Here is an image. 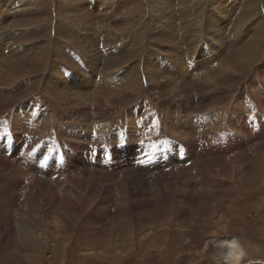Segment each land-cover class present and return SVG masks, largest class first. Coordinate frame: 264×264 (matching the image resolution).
<instances>
[{
    "label": "rangeland",
    "instance_id": "374dc122",
    "mask_svg": "<svg viewBox=\"0 0 264 264\" xmlns=\"http://www.w3.org/2000/svg\"><path fill=\"white\" fill-rule=\"evenodd\" d=\"M64 1L0 0V264H214L232 241L264 264V0ZM174 56L181 99L144 71Z\"/></svg>",
    "mask_w": 264,
    "mask_h": 264
},
{
    "label": "bare ground",
    "instance_id": "6f19581e",
    "mask_svg": "<svg viewBox=\"0 0 264 264\" xmlns=\"http://www.w3.org/2000/svg\"><path fill=\"white\" fill-rule=\"evenodd\" d=\"M86 2V0H73V1H71V0H65L63 3H64V6L63 7H65V9H66V7L67 6H70L71 5V3L73 2V3H81V2ZM92 1H95V4H100L99 3V1H104V0H92ZM157 2V4H159V2L158 1H156ZM17 3H14V7H15V5H16ZM81 5V4H80ZM160 5V4H159ZM263 7H262V9H263V11H262V13L264 14V5H262ZM55 7H57L56 5H55ZM82 7V6H81ZM156 7H157V5H156ZM252 7H254L253 5H252ZM9 9H12L11 7L9 8ZM60 9V8H59ZM64 9V8H63ZM157 9V8H156ZM63 11V10H62ZM62 11H60V12H62ZM247 11H250L249 9L247 10ZM0 12H2V11H0ZM59 12V11H58ZM258 13L257 12H254L253 13V15H257ZM56 20H57V16H56ZM55 21V20H54ZM247 21H249L248 19H246V22ZM262 21V20H261ZM69 24V23H68ZM239 24H240V22H239ZM238 24V25H239ZM243 25V24H242ZM261 25H263L264 26V23L262 22L261 23ZM239 30H241V29H239ZM69 31V30H68ZM261 32V31H260ZM65 34V33H64ZM150 34V33H149ZM255 35V34H254ZM251 37V36H250ZM263 39L260 37V36H258V38L256 37V38H253L252 39V42H251V44L250 45H252V46H254V49H252V50H254L252 53L250 52V56H249V58L248 57H243V59H241V61L243 62V63H247L249 60H252V59H255L256 57H258L259 56V53H258V50L261 48V41H262ZM141 42V41H140ZM138 43H139V41H138ZM250 43V42H249ZM58 44V43H57ZM88 45V44H87ZM142 45H143V42H142ZM252 46H251V48H252ZM81 47V46H80ZM85 47V46H84ZM251 48L248 50V47L247 48H243V49H239L238 50V52L240 53V52H242V53H245L247 50H248V52L251 50ZM139 49V47H137V50ZM85 51V50H84ZM236 51V50H235ZM58 52V51H57ZM56 53V52H55ZM87 53V52H86ZM89 54H90V52H89ZM56 55V54H55ZM59 56H60V54H59ZM84 56V55H83ZM91 56H94V55H90V57ZM183 56V55H182ZM61 57V56H60ZM84 57H86V56H84ZM88 57V56H87ZM89 57V58H90ZM262 57H263V55H262ZM83 58V57H82ZM98 58V57H97ZM148 58H150V56L148 57ZM41 59V58H40ZM93 60H94V58H92ZM92 59H90V60H92ZM174 59H176L177 61H179V62H177L176 63V65H170V66H168L167 68H165L163 71H161V68L159 67L160 66V63H158L157 65H155L156 66V69H159V70H155V69H153V68H151V67H146L145 69H144V71H145V73H147L148 72V80H150L151 81V83L152 82H154V80L157 78V77H159L160 79H161V84H160V86L161 87H163V88H165V89H167L168 91L170 90V95H171V97H178L179 99H181V98H183V97H185V95H183V94H185L187 91H190V89H189V87H185L184 85H181L179 82H181V80H178L179 79V76H181V77H186V74H187V72H186V69H185V67H184V62H183V59L182 58H179L178 56L176 57V56H174ZM239 59H240V55H238V56H236V54L234 55V57L232 58V60L233 61H229V63H230V65L231 66H234V65H236L237 64V62L239 61ZM43 60V59H42ZM208 58H207V62H208ZM256 60L257 59H255L254 61L256 62ZM48 61V60H47ZM63 61V60H62ZM15 62V61H14ZM37 62H39V61H37ZM88 62V61H87ZM43 63V62H42ZM45 63H46V61H45ZM45 63H43V64H39V65H37V67L36 68H38V67H40V68H45L46 67V69L48 68V65L47 64H45ZM150 63V62H149ZM12 64H13V62H12ZM12 64L11 65H9V64H7V63H5V68H8V70H10V69H12L13 71H15L16 70V68L17 67H20L19 65H17V67H12ZM91 64V63H90ZM148 65V64H147ZM146 65V66H147ZM88 66H90V65H88ZM245 67L247 66L246 64L244 65ZM90 68H91V66H90ZM93 68H96V66H94V64H93V67L91 68V69H93ZM155 68V67H154ZM175 68V69H174ZM41 70V69H40ZM53 70V71H52ZM51 71V73H52V78H51V80L52 81H54L53 83L55 84V83H61V82H65V81H67L66 79L68 78V77H70L68 74H63L62 72H60L57 68H55V69H52ZM43 71V70H42ZM49 71V70H48ZM89 71V70H88ZM88 71H79V72H81L80 74H79V79L78 80H76V78H74V80H76V81H78V86L77 87H80V86H82V84H84V79H83V76L84 75H86V73L88 72ZM50 72V71H49ZM174 72H178V73H174ZM186 74H185V73ZM10 73V72H9ZM24 74L25 75H27V74H29L28 72H24ZM8 75H10V76H12L13 78L15 77L16 79L18 78V75H14L12 72H11V74H8ZM24 75V76H25ZM261 75V74H260ZM88 76V75H87ZM86 76V77H87ZM189 76H191V75H188V77ZM75 77V76H74ZM85 77V76H84ZM89 79V78H88ZM80 80H82V81H80ZM57 81V82H56ZM37 84V83H36ZM35 86V85H34ZM54 87V86H53ZM36 88V87H35ZM39 88V87H38ZM172 88V89H171ZM54 89H57L58 91L57 92H53V93H55V94H51L50 95V97L52 96V95H54L56 98H59L60 96H62V93L64 92V91H66L67 89H68V87H65V84H63V87L62 88H60V89H58V88H55L54 87ZM53 90V89H52ZM55 91V90H54ZM63 91V92H62ZM62 92V93H61ZM210 92H215V89H214V87L212 88V89H210ZM51 93V92H50ZM101 93V96H103V91H101L100 92ZM63 97V96H62ZM104 98V97H103ZM125 96H121L120 97V99H119V101H125ZM236 100V99H235ZM68 102H70L71 100H67ZM236 102V101H235ZM55 103L58 105V101H57V99H55ZM124 103V102H123ZM237 103V102H236ZM238 105V104H237ZM240 105V104H239ZM235 107V106H234ZM233 107V108H234ZM26 108V107H25ZM232 109V108H231ZM85 110H87V107H85L84 109H83V111H85ZM240 110V109H239ZM16 113V112H15ZM20 113H17V115H19ZM22 114V113H21ZM28 114V113H27ZM27 114H24V115H26L27 117H28V119H30V115L28 116ZM33 115V114H32ZM216 115V113H214V116ZM34 116V115H33ZM32 116V118H34ZM15 118V117H14ZM17 119V118H16ZM181 119V118H180ZM216 120H214L213 122H214V124L215 125H217V123L216 122H218L217 120V118H215ZM30 121V120H29ZM29 121H27V122H29ZM209 121V120H208ZM20 122V121H19ZM130 123H129V128H131L133 131L132 132H134L135 130V128H136V131L137 132H139V131H141L142 129H143V127L145 128V125L144 124H142V123H139L136 119H134V120H131V121H129ZM17 123H18V120H17ZM24 123V122H23ZM209 123H211L212 124V122L210 121ZM173 126H175V123H173ZM73 130H75L76 128H74V127H71ZM99 129V128H98ZM72 130V131H73ZM105 131V128L104 127H101L100 128V130H99V133H98V135H101V133L102 132H104ZM75 135H77L78 137L80 136V138H84V139H86V140H88L89 141V139H88V136L85 134V132L84 131H82L80 128H78V129H76V131H75V133H74ZM96 133L95 132H93L92 134H90V135H92V136H94ZM133 134H135V133H133ZM180 134H182V132H180ZM76 137V136H75ZM26 151V150H25ZM28 151V150H27ZM28 153V152H27ZM25 156V155H24ZM90 156V155H89ZM20 157V156H19ZM28 157V156H27ZM94 157V156H93ZM163 158V157H162ZM162 158H160L161 160H160V162L161 161H164L165 160V158L164 159H162ZM25 159V158H24ZM15 160V159H14ZM29 160V159H28ZM92 160H94V159H92ZM167 160V159H166ZM88 161H89V159H88ZM168 161V160H167ZM86 162V161H85ZM96 162V161H95ZM94 162V163H95ZM142 162V161H141ZM84 163V162H83ZM91 163V162H90ZM10 164V163H9ZM30 164L31 165H34L35 164V162H33V161H31L30 160ZM86 164V163H85ZM104 164V163H103ZM141 164V163H140ZM101 165V164H100ZM164 165V164H163ZM162 165V166H163ZM15 168V166H14V163L12 164V166L11 165H8V168L7 167H5V168H3V171H5L6 169H12V171L13 170H17V171H21V170H19L18 168L16 169H14ZM28 168V167H27ZM159 168V167H158ZM0 169H1V165H0ZM31 170V169H30ZM30 170H28V172L30 171ZM24 171H25V169H24ZM27 172V171H26ZM26 172H20V173H26ZM177 173H180V172H175V173H173V174H177ZM137 179V181H139V182H141L142 184H143V182H145V180L143 181L142 180V178L139 176V177H137L136 178ZM138 182V183H139ZM137 183V184H138ZM140 184V183H139ZM143 188V187H142ZM164 189V188H163ZM158 190V189H157ZM159 193V192H158ZM167 194V193H166ZM154 195H155V193H154ZM159 195L161 196V194L159 193ZM237 195V194H236ZM235 196V195H234ZM162 197V196H161ZM27 198H28V196H25L24 198L21 196L20 197V199L18 200V201H20V202H22V201H27ZM165 198V197H164ZM61 201V200H60ZM128 202V201H127ZM232 202V201H231ZM60 205V204H59ZM126 206V205H125ZM15 207H17V206H15ZM71 208V207H70ZM70 208H68V209H70ZM67 209V210H68ZM123 209V208H122ZM126 209V208H125ZM178 209V208H177ZM195 210H197V209H195ZM211 210V209H210ZM229 210V209H228ZM171 211V210H170ZM119 213V212H118ZM142 214V213H141ZM177 214V213H176ZM54 215H56V214H54ZM63 217V216H62ZM240 217V216H239ZM230 218V217H229ZM148 220V219H147ZM257 220L260 222V218L259 217H257ZM57 221V220H56ZM64 221V220H63ZM141 221V220H140ZM238 221V220H237ZM166 223H164V224H167V221H165ZM63 223H65L66 224V222L64 221ZM168 224H170V222H168ZM199 225V224H198ZM200 226H202V225H200ZM256 227V226H255ZM258 227V226H257ZM258 229V228H257ZM259 230V229H258ZM101 231V230H100ZM192 231V230H191ZM190 231V232H191ZM260 231V230H259ZM95 232V231H94ZM84 233H85V235H86V231H84ZM84 233H83V235H84ZM141 233V232H140ZM103 234V233H102ZM84 235V236H85ZM262 235L264 236V231H262ZM25 236L27 237V239L28 240H26V241H23L22 243L23 244H26V245H31V247H37L38 246V238H33V234H29V233H27V232H25ZM83 236V237H84ZM87 236V235H86ZM85 236V237H86ZM89 236V235H88ZM189 236V235H188ZM75 237V236H74ZM81 237H82V235H81ZM87 238V237H86ZM90 238H92V237H90ZM89 238V239H90ZM76 239V238H75ZM83 239V238H82ZM81 239V240H82ZM42 240L47 244L48 243V241H52V240H50V239H47V238H42ZM74 240V239H73ZM85 241H87L86 239H84ZM131 240L132 241H134L133 240V238H131ZM136 240V239H135ZM40 241V240H39ZM65 241V240H64ZM66 242V241H65ZM99 243V242H98ZM109 243V242H108ZM145 243V242H144ZM55 244V243H54ZM91 244V243H90ZM96 244H97V242H96ZM11 245V243H10V241H7L6 242V247H9ZM93 245V244H92ZM109 245H110V243H109ZM148 245V244H147ZM55 246V245H54ZM65 246V245H64ZM60 247V246H59ZM144 247V246H143ZM162 248H164L165 249V247H163L162 246ZM131 249V248H130ZM146 249V248H145ZM144 250V249H143ZM166 250H167V248H166ZM54 252H56V251H54ZM167 251H165L164 253H160L159 255H158V263L159 264H167V263H169V259L172 257L171 256V253L170 254H167L166 253ZM85 253V252H84ZM116 254H114L115 255V257H120L119 255H120V252L118 253V252H115ZM51 255V254H50ZM56 255V254H55ZM113 255V254H112ZM152 255V254H151ZM32 256H34V255H32ZM108 256H110V255H108ZM87 257L89 258L90 256H86L85 257V259H87ZM99 257L102 259V258H104V260H108V257L107 256H101V255H99ZM91 258V257H90ZM147 258V260H151V258L150 257H146ZM153 258V257H152ZM119 259V258H118ZM50 261V260H49ZM82 261H83V259H82ZM84 261H86V260H84ZM84 261H83V263H84ZM91 261V260H90ZM120 261V260H119ZM248 260L246 259V250H245V248H243V246L240 244V243H238L237 241H232V242H230L229 244H228V247H227V254H226V256H225V258L223 259V260H221V259H216L214 262V264H245L246 262H247ZM33 263L35 264V262L33 261ZM36 263H39V262H36ZM58 263V262H57ZM82 263V264H83ZM178 263V262H177ZM85 264V263H84ZM136 264H143V262H137ZM246 264H251V263H246Z\"/></svg>",
    "mask_w": 264,
    "mask_h": 264
}]
</instances>
